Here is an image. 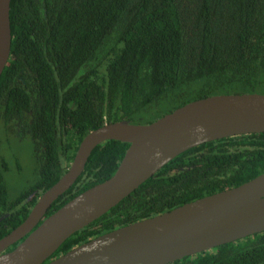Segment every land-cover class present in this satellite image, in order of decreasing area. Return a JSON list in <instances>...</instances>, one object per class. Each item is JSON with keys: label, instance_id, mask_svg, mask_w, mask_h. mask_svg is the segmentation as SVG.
Masks as SVG:
<instances>
[{"label": "trees", "instance_id": "trees-1", "mask_svg": "<svg viewBox=\"0 0 264 264\" xmlns=\"http://www.w3.org/2000/svg\"><path fill=\"white\" fill-rule=\"evenodd\" d=\"M9 20L0 140L5 133L31 140L37 176L12 198L0 156V217L8 213L0 220V239L68 170L90 131L122 120L149 124L213 95L264 94V0H10ZM128 146L98 144L43 218L109 179ZM262 173L264 133L192 147L73 233L45 262ZM168 264H264V231Z\"/></svg>", "mask_w": 264, "mask_h": 264}, {"label": "water", "instance_id": "water-1", "mask_svg": "<svg viewBox=\"0 0 264 264\" xmlns=\"http://www.w3.org/2000/svg\"><path fill=\"white\" fill-rule=\"evenodd\" d=\"M9 6L10 0H0V76L10 57ZM253 133H264V94L260 93L194 100L149 124L125 120L103 124L83 137L68 170L38 197L25 220L0 239V264H168L263 232L264 173L114 229L45 262L68 237L180 153L206 142ZM107 140L129 144L115 173L42 219L80 176L92 150Z\"/></svg>", "mask_w": 264, "mask_h": 264}, {"label": "rangeland", "instance_id": "rangeland-1", "mask_svg": "<svg viewBox=\"0 0 264 264\" xmlns=\"http://www.w3.org/2000/svg\"><path fill=\"white\" fill-rule=\"evenodd\" d=\"M0 156L4 157L7 164L4 177L9 195L15 198L37 176L32 142L28 138L5 133L1 135Z\"/></svg>", "mask_w": 264, "mask_h": 264}, {"label": "flooded vegetation", "instance_id": "flooded-vegetation-1", "mask_svg": "<svg viewBox=\"0 0 264 264\" xmlns=\"http://www.w3.org/2000/svg\"><path fill=\"white\" fill-rule=\"evenodd\" d=\"M42 219H44V218H42ZM41 221H42V220H41ZM41 221H40V222H41ZM19 242H20V241H19ZM17 244H18V242H17ZM6 250H7V249H6Z\"/></svg>", "mask_w": 264, "mask_h": 264}]
</instances>
